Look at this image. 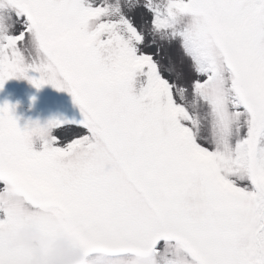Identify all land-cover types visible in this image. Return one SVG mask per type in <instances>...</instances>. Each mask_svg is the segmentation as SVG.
<instances>
[{"label": "snow or ice", "instance_id": "obj_1", "mask_svg": "<svg viewBox=\"0 0 264 264\" xmlns=\"http://www.w3.org/2000/svg\"><path fill=\"white\" fill-rule=\"evenodd\" d=\"M157 39L190 59L186 83L143 50ZM10 78L80 116L20 128L0 105V264H35L27 226L85 264H264V0H0Z\"/></svg>", "mask_w": 264, "mask_h": 264}, {"label": "rangeland", "instance_id": "obj_2", "mask_svg": "<svg viewBox=\"0 0 264 264\" xmlns=\"http://www.w3.org/2000/svg\"><path fill=\"white\" fill-rule=\"evenodd\" d=\"M111 2V0H110ZM143 3V0H140ZM128 18L138 30L146 33V40L152 41L153 37L148 35L150 29L151 14L143 8L135 12H127ZM141 15L144 22H141ZM157 49L159 52L157 53ZM145 52L154 54V59L160 66L162 75L170 82L186 83V78L191 75L189 58L183 55L182 50L175 43L159 41L158 39L151 47L143 49ZM174 71H169V66ZM29 76L39 77L38 73L29 72ZM7 103L12 115L16 118L18 127H31L33 124L44 126L52 119H76L80 116L79 106L74 103L70 92L58 90L51 84H44L39 89L33 86L28 79L10 78L0 88V105ZM74 128L75 126H68ZM83 134V130H80ZM58 137L75 138L70 132L55 130ZM41 143L34 140V148L39 150Z\"/></svg>", "mask_w": 264, "mask_h": 264}, {"label": "clouds", "instance_id": "obj_3", "mask_svg": "<svg viewBox=\"0 0 264 264\" xmlns=\"http://www.w3.org/2000/svg\"><path fill=\"white\" fill-rule=\"evenodd\" d=\"M14 242L31 251L35 264H40L41 261L43 264H85V256L78 247L72 246L59 235L49 243L35 227L19 229L14 236ZM46 243L47 251L42 253V246Z\"/></svg>", "mask_w": 264, "mask_h": 264}]
</instances>
